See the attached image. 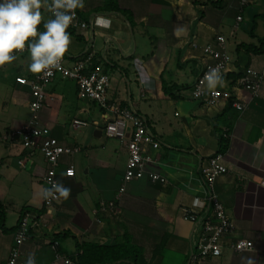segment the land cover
<instances>
[{
  "label": "crops",
  "instance_id": "0c3cea01",
  "mask_svg": "<svg viewBox=\"0 0 264 264\" xmlns=\"http://www.w3.org/2000/svg\"><path fill=\"white\" fill-rule=\"evenodd\" d=\"M104 2L84 0L78 8L83 20L102 19L97 26L73 29L65 64L72 66L86 50L93 53L90 67L109 76L108 100L131 105L147 120L155 142L146 149L157 162L150 169L166 182L135 179L118 200L117 214L97 212L100 201L117 196L126 142L105 135L104 113L96 103L78 98L74 80L57 77L45 88L40 122L63 145L81 147L79 153L61 158L59 182L71 194L45 206L42 214L33 211L43 206L42 177L48 164L39 151L30 154L10 139L11 131L29 117L5 127L0 137V203L8 231L0 229V264L14 245L23 208L31 209L32 225L22 257L33 255L36 264L54 261V241L58 252L73 256L76 239L109 244L126 232L143 247L146 264H187L200 227L184 219L182 209L202 211L205 206L200 167L217 153L219 132L229 138L223 154L228 171L216 178L214 190L235 225L225 242L244 238L254 248L236 253L226 245L220 256L199 264H264V82L256 95L231 88L245 69L262 66L264 0H117L126 15L103 10ZM49 3L42 0L41 31L52 17ZM219 34L226 39L231 60L217 87L230 88L242 110L229 103L207 106L191 94L196 77L211 62L191 42L213 43ZM29 62L27 54L12 63L18 74L31 77ZM14 90H26L27 107L30 89L14 83ZM74 120L86 125H74ZM87 127L94 128L92 135ZM66 166H73L74 176L63 174Z\"/></svg>",
  "mask_w": 264,
  "mask_h": 264
},
{
  "label": "built area",
  "instance_id": "2783aa9c",
  "mask_svg": "<svg viewBox=\"0 0 264 264\" xmlns=\"http://www.w3.org/2000/svg\"><path fill=\"white\" fill-rule=\"evenodd\" d=\"M51 2L52 0H50L49 5ZM49 5L48 11L52 16ZM74 12V20L69 26L71 29H88L99 25V21L102 19L97 16L93 21H86L80 17L78 8ZM39 31H41L40 27ZM225 44L226 39L221 34L216 36L213 43L199 45L196 41L191 42L192 47H200L204 55L211 60L210 63L205 64L196 77L191 88V94L195 100L207 106L230 103L237 110H242L244 105L233 95L230 88L216 87L209 89L207 82L204 81L205 74L211 68L219 67L222 77L226 75L231 57L226 50ZM15 54L17 58L29 55L27 46L24 51ZM93 58V53L86 50L80 58L76 59L72 66H67L63 57L61 66L53 69L51 75L40 73L31 77H17V83L30 89L31 100L28 104L30 116L19 128L11 131L10 139L19 142L30 154L39 151L44 156L48 164V168L42 177L44 188H51L54 183L59 182L61 158L79 153L81 147L67 146L60 143L51 134L50 129L41 124L40 112L47 101L45 93L47 85L57 77L74 80L77 86L78 98L96 103L104 113L106 119L104 125L105 135L126 142L127 159L117 196L114 200L100 201L97 208V212L115 215L118 212L117 202L124 193L128 183L142 178H146L152 183H165L166 179L163 175L150 169L157 162L146 149V147L155 142V136L147 120L131 105L116 104L108 100L109 76L99 67H90ZM263 82L264 60L262 66L258 69H245L244 74L235 80L231 88L237 89L241 87L256 95ZM73 124L86 125L85 122L79 120H74ZM223 159V153L217 152L209 158L206 165L200 167L205 194L203 210L182 209L183 218L200 227L199 237L191 249L187 264H199L202 260L218 257L222 254L226 245L231 251L236 253L251 251L254 248L253 243L244 238L235 239L228 244L225 242V238L234 233L235 225L214 190L216 178L228 171ZM63 174L67 177L74 176L75 170L73 166L64 167ZM59 198V194L47 199L43 198V205L50 207ZM31 225L30 213L26 211L19 220L14 236V245L10 250L9 256L1 264H26L27 259L22 257L21 246L28 239ZM51 247L55 251V259L50 264H55L58 260H61L63 264H75L70 256L58 252L57 241L51 243Z\"/></svg>",
  "mask_w": 264,
  "mask_h": 264
},
{
  "label": "clouds",
  "instance_id": "9594fccd",
  "mask_svg": "<svg viewBox=\"0 0 264 264\" xmlns=\"http://www.w3.org/2000/svg\"><path fill=\"white\" fill-rule=\"evenodd\" d=\"M84 7V0H52L49 10L52 17L42 23V0H0V66L11 64L17 59L15 53L27 46L29 53L28 71L34 74L51 75L61 66L71 44L68 32L75 16L74 10ZM209 89L222 86L223 77L219 67L211 68L204 76ZM55 194L67 199L71 189L56 182L43 190L44 198ZM26 264H36L29 255ZM251 264V262H249Z\"/></svg>",
  "mask_w": 264,
  "mask_h": 264
},
{
  "label": "trees",
  "instance_id": "16d2710c",
  "mask_svg": "<svg viewBox=\"0 0 264 264\" xmlns=\"http://www.w3.org/2000/svg\"><path fill=\"white\" fill-rule=\"evenodd\" d=\"M103 10L116 11L126 15V11L119 8L117 0H105ZM68 32L74 34V30L71 28H68ZM235 80H232L231 84H234ZM229 105L231 104L229 103ZM218 144L217 152L224 154L229 146V138L222 132H219ZM29 210L31 211V209L23 208L21 212L24 213ZM33 211L42 214L45 211V206L43 205L40 209ZM4 220L5 212L0 203V229L8 231L4 226ZM70 257L75 264H112L116 262L146 264L143 247L137 245L133 240V235L128 232L124 233L120 241L109 244L90 241L80 242L76 239V254Z\"/></svg>",
  "mask_w": 264,
  "mask_h": 264
},
{
  "label": "rangeland",
  "instance_id": "374dc122",
  "mask_svg": "<svg viewBox=\"0 0 264 264\" xmlns=\"http://www.w3.org/2000/svg\"><path fill=\"white\" fill-rule=\"evenodd\" d=\"M16 69L13 63L0 68V137H2L5 127L10 126L12 122L18 123L19 120L26 119L30 115L28 106H25L27 96L24 94L26 90H24V94L14 90L17 77H26L23 74H18ZM46 87L49 89L50 86L47 85ZM95 110L96 113H99L97 107ZM87 129L92 135L94 128L87 127Z\"/></svg>",
  "mask_w": 264,
  "mask_h": 264
}]
</instances>
